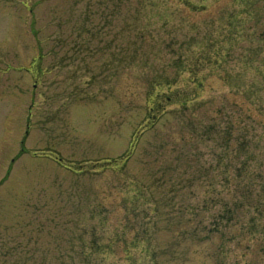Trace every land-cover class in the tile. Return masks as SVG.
Wrapping results in <instances>:
<instances>
[{"label":"rangeland","instance_id":"374dc122","mask_svg":"<svg viewBox=\"0 0 264 264\" xmlns=\"http://www.w3.org/2000/svg\"><path fill=\"white\" fill-rule=\"evenodd\" d=\"M191 3L0 0V264H264V0Z\"/></svg>","mask_w":264,"mask_h":264},{"label":"trees","instance_id":"16d2710c","mask_svg":"<svg viewBox=\"0 0 264 264\" xmlns=\"http://www.w3.org/2000/svg\"><path fill=\"white\" fill-rule=\"evenodd\" d=\"M227 130H228V127H226V128L224 127L222 132L216 130V134H217L216 135V139H218V140H220V138L224 139L226 137V135H224V134L228 133ZM224 141H227V139L224 140ZM219 157H223L224 158V163H223V168L222 169L225 170V172H226V170L230 166V164H228V149L226 148V145L224 146V150L222 152L220 151ZM219 164H222V163H219ZM248 182H249V185H248ZM253 183H254V178H250L247 181L246 189H248L250 187V184H253ZM248 191H249V189H248ZM228 211H229V213H231L233 211V209H228Z\"/></svg>","mask_w":264,"mask_h":264},{"label":"flooded vegetation","instance_id":"af4514ba","mask_svg":"<svg viewBox=\"0 0 264 264\" xmlns=\"http://www.w3.org/2000/svg\"><path fill=\"white\" fill-rule=\"evenodd\" d=\"M184 4L186 3V4H189L190 3V1L189 0H181ZM244 9H246V8H244ZM197 71H200L199 70V67H196V69H195V73H197ZM197 83H198V85H197V87L195 88V90H200V87L202 86V82H200V81H197ZM195 94L197 95L198 94V92L196 93L195 92ZM167 98L168 99H171V97L170 96H167ZM153 109V108H152Z\"/></svg>","mask_w":264,"mask_h":264}]
</instances>
